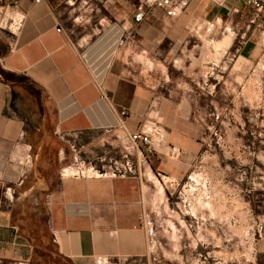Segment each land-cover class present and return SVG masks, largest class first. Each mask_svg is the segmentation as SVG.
Listing matches in <instances>:
<instances>
[{
	"label": "crops",
	"instance_id": "obj_1",
	"mask_svg": "<svg viewBox=\"0 0 264 264\" xmlns=\"http://www.w3.org/2000/svg\"><path fill=\"white\" fill-rule=\"evenodd\" d=\"M145 3H5L1 18L25 19L16 36L0 28V264H129L148 257L149 237L142 219L147 195L155 193L159 178L182 179L202 143L189 85H179L178 78L175 83L171 77L163 79L146 65L154 61L165 33L176 38L172 52L178 51L184 39L178 40L177 34L188 26L166 18L158 8L137 23L135 14ZM234 7L237 13L219 8L228 15L242 11L250 25L252 12L244 5ZM114 27L122 35L106 71L103 97L81 52L103 29L106 35L96 41L95 53L105 60L109 55L105 38ZM248 30L252 35L233 61L235 78L242 79L243 68L249 72L264 50V22L261 28L250 25ZM258 31L263 45L257 43ZM205 57L201 53L197 60ZM123 111L128 117L121 116ZM145 124L156 125L164 141L156 140L153 155L142 148L146 158L139 174L63 176L74 161L64 135L77 141L83 156L95 159L118 153L126 133ZM172 147L181 150L179 159L170 157ZM142 153L134 152L140 159ZM7 189L14 190L13 197H7ZM256 254L264 264V240L257 244Z\"/></svg>",
	"mask_w": 264,
	"mask_h": 264
},
{
	"label": "rangeland",
	"instance_id": "obj_2",
	"mask_svg": "<svg viewBox=\"0 0 264 264\" xmlns=\"http://www.w3.org/2000/svg\"><path fill=\"white\" fill-rule=\"evenodd\" d=\"M187 10L189 15L175 19L188 26L177 34L183 46L172 52L176 38L165 33L154 61L146 65L163 79L171 77L175 83L178 78L179 85H189L202 148L182 179L164 176L155 181L143 222L149 255L129 264H260L256 246L264 240V73L257 69L258 61L249 72L243 68L242 79L232 71L253 30H248L242 11L228 15L210 0H197ZM198 23L207 26L198 30ZM105 35L98 29L90 45H83L94 67L102 62L96 41ZM256 36L263 45L262 33ZM201 53L208 58L198 61ZM127 148L83 158L129 173L138 158Z\"/></svg>",
	"mask_w": 264,
	"mask_h": 264
},
{
	"label": "built area",
	"instance_id": "obj_3",
	"mask_svg": "<svg viewBox=\"0 0 264 264\" xmlns=\"http://www.w3.org/2000/svg\"><path fill=\"white\" fill-rule=\"evenodd\" d=\"M8 0H0V28L8 29L13 35L16 36L17 32L21 29L24 19V16H15L9 18L8 20L5 17L1 18V15L4 10V5ZM44 0H37V3H42ZM193 0H147L146 3L140 6L137 9L135 14V21L137 23L145 22L152 14L151 10L153 8H158L162 10L168 19H178L192 4ZM213 2L221 7L228 8L232 12L237 13L238 8L234 7L236 4L244 5L252 12V18L250 25H257L259 28L262 27L264 22V0H213ZM59 32H62L61 29H58ZM125 39H121L120 44L124 43ZM81 60L83 64L89 69L93 83L97 89L101 92L103 97L105 95V77L106 72H104L99 66L94 67L91 64V57L86 51L81 52ZM257 69L264 73V50L262 56L257 63ZM122 117H128V113L123 111L121 113ZM124 127V125H123ZM70 136L64 135L63 139L68 143L71 152L73 153V165L69 168H66L63 171V176H73L76 178H89V177H101V178H118V177H128L131 175L139 174L142 163L145 162L146 155L142 152V148H146L148 155H153L156 151V140H159L160 143L164 141L161 132L158 130L156 125L145 124L137 132L126 133L124 137V143L126 146H129L127 149H131L133 152L142 153L143 159L138 158L137 165L135 167H130L129 173L127 171H122L120 169L106 170L104 167L100 168L97 165L88 163L83 158V148L77 143L76 140H70ZM169 155L172 159H179L181 157V150L172 147ZM7 197H13L14 190L7 189ZM144 222V217L142 218Z\"/></svg>",
	"mask_w": 264,
	"mask_h": 264
},
{
	"label": "bare ground",
	"instance_id": "obj_4",
	"mask_svg": "<svg viewBox=\"0 0 264 264\" xmlns=\"http://www.w3.org/2000/svg\"><path fill=\"white\" fill-rule=\"evenodd\" d=\"M121 35H122V33H121V30L118 28V27H115L109 34H108V36L105 38V42L107 41L108 43H106V44H108L109 46H108V49L107 50H109V55H108V57L105 59V60H103L102 62H101V66H100V68L104 71V72H106L107 71V69H108V67H109V65H110V62H111V59H112V57H113V54L115 53V50H117V43L119 42V40H120V38H121ZM225 41V40H224ZM105 42H103V43H105ZM226 42V41H225ZM224 42V43H225ZM229 42H231L230 40H229ZM229 42L227 43L228 44V46H230V44H229ZM226 44V45H227ZM103 46H105V45H103ZM223 46H225V44L223 45ZM218 47V46H217ZM105 48H107V47H105ZM103 49V48H102ZM107 56V55H106ZM98 65V64H97ZM209 178V177H208ZM162 188V187H161ZM217 197V196H216ZM217 200V199H216ZM216 202V201H215ZM197 208V207H196Z\"/></svg>",
	"mask_w": 264,
	"mask_h": 264
}]
</instances>
